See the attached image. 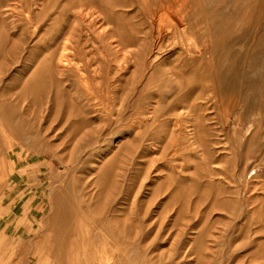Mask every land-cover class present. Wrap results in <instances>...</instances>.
Returning <instances> with one entry per match:
<instances>
[{"label": "rangeland", "instance_id": "1", "mask_svg": "<svg viewBox=\"0 0 264 264\" xmlns=\"http://www.w3.org/2000/svg\"><path fill=\"white\" fill-rule=\"evenodd\" d=\"M180 47L139 0H0V264L23 242L19 264H68L33 249L39 231L12 225L41 201L38 174L27 186L12 169L57 147L72 150L85 182L70 205L90 203L83 221L92 235L103 221L118 224L119 245L133 256L123 263L264 264V112L238 113V99L227 107L205 79L188 99L170 93L156 79L182 78ZM60 54L64 74L49 65ZM76 140L88 145L72 149ZM106 250L91 252L112 264L115 245Z\"/></svg>", "mask_w": 264, "mask_h": 264}, {"label": "bare ground", "instance_id": "2", "mask_svg": "<svg viewBox=\"0 0 264 264\" xmlns=\"http://www.w3.org/2000/svg\"><path fill=\"white\" fill-rule=\"evenodd\" d=\"M139 1L153 12V16L165 18L174 37L178 38L184 57L174 66V72L182 78L160 73L157 66L153 70L155 73L143 76L146 81H152L157 77L156 74L160 73L161 77L156 79L159 83L171 85L168 90L170 93L180 89L176 96L188 99L189 89L205 79L211 82L218 98L221 97V102L227 107L231 108L234 100L238 99L245 105V110L238 113L246 111L249 116L256 118L258 113L264 112V0ZM82 14V19H88L90 23L95 18L93 12ZM230 26L234 28L229 30ZM237 44L243 54L234 49ZM50 59L52 70L61 74L68 71V59L63 54L57 58L51 56ZM244 65L249 66L251 71L248 76L238 78V72ZM185 89L186 91H182ZM247 103L252 104L251 107ZM85 145H88V141L76 140L72 149L84 148ZM67 149H46L40 153L38 159H33V164L21 169H12L15 171L14 180L27 186L37 173L41 191L39 210H32L34 215L28 219L27 211L30 209L22 207L12 225L16 227L21 224L23 227H31L33 231H39L37 234L41 237L32 239L33 249H45L53 259L67 261L68 264H107L103 256L96 258L91 251L97 244L107 251L108 243L115 245L112 264L133 260L131 250L119 245L117 223L109 221L107 226L106 221H103L94 226H98L99 236L92 235L89 223L83 221V210L92 209L90 203L85 207L70 205V201L76 202L74 194L77 190L81 191V187L85 188V182L76 175L80 163L74 162L72 150ZM48 160L50 161L47 163ZM10 161L13 165V156ZM110 170L111 166L107 165L105 171ZM43 176L46 178L44 183ZM43 185L46 186L44 191ZM81 246L86 249L83 254L77 252ZM28 247L25 242L18 244L17 256L8 257L5 264L12 261L21 263ZM31 259L38 260L35 252ZM44 259L42 258L41 262H44ZM158 261L157 259L155 262Z\"/></svg>", "mask_w": 264, "mask_h": 264}]
</instances>
